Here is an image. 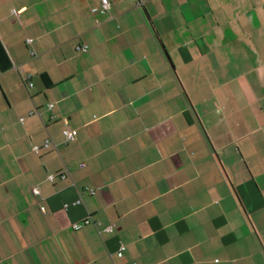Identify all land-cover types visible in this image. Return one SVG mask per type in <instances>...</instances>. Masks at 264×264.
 <instances>
[{
	"label": "crops",
	"instance_id": "crops-1",
	"mask_svg": "<svg viewBox=\"0 0 264 264\" xmlns=\"http://www.w3.org/2000/svg\"><path fill=\"white\" fill-rule=\"evenodd\" d=\"M108 1L0 0V264H264V0Z\"/></svg>",
	"mask_w": 264,
	"mask_h": 264
},
{
	"label": "built area",
	"instance_id": "built-area-1",
	"mask_svg": "<svg viewBox=\"0 0 264 264\" xmlns=\"http://www.w3.org/2000/svg\"><path fill=\"white\" fill-rule=\"evenodd\" d=\"M109 7H110V5H109V1L108 0H101L100 13L101 14H104L105 12H107L109 10ZM13 14H16V12L14 11ZM26 42L29 44V43H31V40L28 39ZM78 51L84 53V52L87 51V47H85V46L80 47V48H78ZM29 86H31V84H29ZM47 107L48 108H51L52 105H48ZM62 122L64 124V129H63V132L62 133H63V137H64L65 143L75 141V134H74V132L68 126V119L64 118V119H62ZM49 145H50L49 140H46L44 142V145L43 146L45 148H48ZM32 150L36 154L39 153V148L38 147H34ZM80 168H83V165H80ZM67 174H68L67 171H62V172L58 173L56 176L58 178H60V179H65L66 176H67ZM54 179H55V176L54 175H50V176L47 177V180L49 182H52ZM90 192L92 194V191H90ZM33 194L34 195H38L39 194V191L37 189H34L33 190ZM80 204H81V201L80 200H78V201H76V203H74V205H80ZM64 207L66 208L67 205H65ZM86 224H88V220H85L82 223H76V224L73 225V229L74 230H79L83 225H86ZM123 251H124V247L121 246L119 248L118 252H117V256L118 257H121Z\"/></svg>",
	"mask_w": 264,
	"mask_h": 264
}]
</instances>
